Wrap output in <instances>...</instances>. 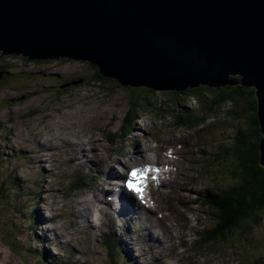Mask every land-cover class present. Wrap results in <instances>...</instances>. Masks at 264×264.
Returning <instances> with one entry per match:
<instances>
[{"label":"rangeland","instance_id":"obj_1","mask_svg":"<svg viewBox=\"0 0 264 264\" xmlns=\"http://www.w3.org/2000/svg\"><path fill=\"white\" fill-rule=\"evenodd\" d=\"M0 72L3 74L2 82H4L0 85V128H3V130L0 129V185H2L0 264H55L58 262L60 264H129L131 261H135L136 264L154 263L153 253L143 249L146 243L142 244L138 239H133L125 227L117 229L118 234L113 241L120 237L128 241L132 253H126L121 243L118 248L121 253L116 252L115 256H111L107 252L109 250L102 249L101 242L97 241L99 237H104L102 230L97 229L93 237L94 235H90L93 229L87 225L88 220L76 219L78 211L82 210L80 206L83 209L87 207L83 204L85 198H91L94 191L99 192L94 184L84 194V190L71 194L74 188L69 186V183L77 180L80 170H75L77 165L71 162V157L74 156V151L71 152L72 148H65L62 153L58 152L65 144L61 145L56 142L60 141L57 136L61 135L54 134V130L78 125L71 135L70 132L67 135L75 140L96 135L97 138L104 140L102 143L106 145L104 142L109 140L111 135L115 134L116 138L120 137L121 126L123 122H127V119L124 120L125 116L132 108L130 105L141 103L140 110L143 113L138 108L136 110L137 115L141 114V124H137L135 128L133 125H128L125 133L132 139L129 143L132 142L133 145L140 143L147 147L150 139L145 134L150 135L151 132L160 134L163 138L171 131L168 137L171 139L170 142H175L174 134L189 138V133L176 129L174 123L186 120L185 113L188 111L195 114L199 112L202 115L203 107L201 108L198 101L189 99L186 95L176 99L166 91H158V102L146 105L143 101L140 102V96L149 95L147 92L141 90L130 93L128 87L123 85L122 89L117 90L115 83L111 80L95 82L92 77L96 76L97 71L86 62H66L63 59L44 62L26 61L22 60V57L15 58L2 55L0 52ZM76 80L81 83L76 86H67L69 82ZM184 98L190 101L182 103ZM206 98L209 99L208 95ZM168 104L180 105L181 109H179L183 111V115L179 118L178 114L181 112L176 111L177 118L171 119L170 115L173 113ZM233 105L236 109L245 108L244 103ZM237 112L239 111L232 109L230 104L218 108L217 114H215L216 110L212 111L211 114L214 115L206 117L210 119L203 123L201 128L192 130V143L195 140L200 143V136L206 133L209 135L207 141L214 143V147L208 149L211 153L231 144L240 130L249 128V114ZM138 134L144 136L134 140L138 138ZM51 140L55 141L53 143L55 147L50 143ZM40 143L43 144L40 146ZM23 148H26L24 151L27 155L22 154ZM166 148L169 146L166 145ZM13 149L20 151L21 161H13L19 156L15 150L11 155ZM41 149L43 152H40ZM100 150L106 153V146L100 147ZM111 150L108 151L110 155ZM42 153H45L50 161H55L52 166L49 162L42 164L45 160ZM121 153L122 150L118 151L117 155ZM232 161L231 157L219 162V169L209 171L207 184L210 182V176L214 177L213 174L217 173L219 174V185H232L236 181L231 173ZM44 167L52 169L50 170L52 173L46 179L45 174L49 172ZM193 167L197 169L199 165L195 164ZM73 173L76 174L75 179L72 177ZM196 179L197 183L203 184L200 178ZM179 185L180 188L172 199L168 197L165 199V203L169 205H161L170 207L174 217L177 216L184 220L188 214L192 219H201L206 228L212 229L214 220L209 216L210 210L206 201L198 197L193 187H187L185 183ZM211 186L214 188L213 185ZM189 191L193 193H187ZM196 200L198 204H195ZM175 205H187L189 210L182 213ZM86 214L87 211L84 213L85 217ZM261 216L263 219L257 220L256 225L250 223V226L255 229L236 227L227 231V237L224 239L220 238L217 242L208 245L200 244L201 247H206V251H201V254H204L202 256L205 260H209V264H219L216 262L220 258L230 256L237 250L241 251V258L247 255L246 261L241 259L242 264H252L256 255L259 258L255 259V263L264 264V213ZM73 219L76 220L73 221ZM172 224L175 225V223ZM245 230L247 231L243 233L242 231ZM192 234H195V231ZM193 238L196 242L198 241L196 236ZM82 240L84 242H81ZM69 243L78 248L77 252L80 256L77 255V258H80V261L67 255L72 251V248L69 249ZM195 243L188 249L196 250ZM110 246L113 247L116 244L111 243ZM63 248H68L67 253H63ZM170 253L168 251L165 254L166 257L171 258ZM250 254L254 257L250 258ZM45 257H56L58 260H55V263L53 260L48 263ZM119 257L123 261L118 259ZM159 257L161 256L157 252V264H159ZM200 260L203 261V259ZM200 260L198 262L204 264ZM168 264H180V262L175 259L169 261Z\"/></svg>","mask_w":264,"mask_h":264},{"label":"water","instance_id":"obj_2","mask_svg":"<svg viewBox=\"0 0 264 264\" xmlns=\"http://www.w3.org/2000/svg\"><path fill=\"white\" fill-rule=\"evenodd\" d=\"M0 51L87 62L157 92L222 88L240 76L257 90L264 134V0H0Z\"/></svg>","mask_w":264,"mask_h":264},{"label":"trees","instance_id":"obj_3","mask_svg":"<svg viewBox=\"0 0 264 264\" xmlns=\"http://www.w3.org/2000/svg\"><path fill=\"white\" fill-rule=\"evenodd\" d=\"M64 61L67 62L69 60L64 59ZM92 67L97 71L96 76L92 77L95 82L111 80L115 83L117 90L122 89V85L117 80L103 77L98 68L93 65ZM230 80L235 84L227 85L222 88L201 86L196 89L190 88L184 92H168L176 99L180 98L182 95H186L189 99L198 101L201 108L203 107L202 115H200L199 112L195 114L187 110L188 113H185L186 120L176 122L175 124V126L179 128H192L194 123L198 120H203L208 116L214 115L211 114L212 111L216 110L217 113V109L225 104H231L230 106L232 109L239 111L237 113L245 112L249 114V128L247 130H240L237 137H235V141L220 149L219 155L215 156V158L219 159L221 162L231 157L233 158L232 163L234 164L232 165L233 170H231V173L232 176L237 179L232 185L221 188L219 193L212 198L211 202H208L213 212L212 217L215 219L214 228L209 232L210 236L216 237L236 227H248L251 225L250 223H256L259 217H261V214L264 213V168L260 164V142L264 136L260 132L256 89L239 85L238 83L241 81L240 76L230 77ZM76 82L81 81H72L67 85L76 86L74 85ZM3 83L4 82L0 81V85ZM127 87L130 93H132V91L139 92L141 90L147 92L149 95L145 97L143 95L140 96V102L143 101L146 105L156 103L159 100V98H157V91L147 87ZM109 94H111V92ZM206 95H208L209 99L206 98ZM187 101L190 100L184 98L182 103ZM160 102L163 104L161 100ZM239 103H244L245 108L236 109L233 104L239 105ZM130 106L132 110H130L128 116L126 115L127 117L124 119H127L126 123H128V125L130 122L134 123L137 121L138 115L136 110L138 108L140 111L142 105L140 103L139 105L135 104ZM168 106L172 108L171 111L173 113L170 117L177 118L175 114L176 111L181 112L178 114L179 118L183 115V111H180V105L176 104L173 106L172 104H168ZM234 169L237 172L234 171ZM0 192L1 197L2 185L0 187Z\"/></svg>","mask_w":264,"mask_h":264},{"label":"bare ground","instance_id":"obj_4","mask_svg":"<svg viewBox=\"0 0 264 264\" xmlns=\"http://www.w3.org/2000/svg\"><path fill=\"white\" fill-rule=\"evenodd\" d=\"M1 52V54L2 55H7V54H5V53H3L2 51H0ZM9 56H13V55H9ZM15 57H21V56H15ZM22 59H26V60H29L28 58H26V57H22ZM30 61H38V62H43V61H46V60H30ZM3 74L0 72V81H2L3 79ZM231 105V104H230ZM94 137V136H93ZM57 138H60V141L61 140H63L64 142H68V144L67 145H70V146H75L76 147V150H79V151H81V152H87V149L86 148H88L89 146H91L92 147V142H86V141H81V142H79V141H77V140H75V139H73L71 136H68V137H62V136H57ZM86 139V138H85ZM90 139V138H89ZM61 145H64V144H61ZM66 146V145H65ZM73 146V147H74ZM92 148H94V147H92ZM92 157H93V155H92ZM101 160H103V159H101ZM102 164L103 165H106V163L104 162V161H102ZM99 166H101L100 164H98V163H96L95 165H94V167H99ZM111 166V165H110ZM124 168L128 171L129 169L126 167V165L124 164ZM107 172H108V170H106ZM97 172V171H96ZM138 177H139V175H138ZM112 178V177H111ZM111 178L109 179V181L107 182V181H105V183L107 184V185H109L110 184V186H108V188L106 189V190H104V193L106 194V193H108L109 192V190L111 189V186H112V180H111ZM139 182L141 181V179L139 178V179H137ZM0 187H1V185H0ZM1 193V192H0ZM115 202H117V199H115ZM118 204H119V207H120V209H121V207H123V205H122V203L121 202H119V200H118ZM89 207H91L90 206V204H89ZM80 209H83L82 208V206H80ZM87 216H86V219L87 220H89V218H90V216H91V214H90V212H92V210H88L87 209ZM121 212L123 213V210H121ZM136 218V217H135ZM98 240V239H97ZM81 242H84L83 240L81 241ZM124 247V249H126V246H123ZM128 251H130L129 250V248H128ZM130 252H132V251H130ZM127 253V252H126ZM58 264H60L59 262H58Z\"/></svg>","mask_w":264,"mask_h":264},{"label":"snow or ice","instance_id":"obj_5","mask_svg":"<svg viewBox=\"0 0 264 264\" xmlns=\"http://www.w3.org/2000/svg\"><path fill=\"white\" fill-rule=\"evenodd\" d=\"M139 172H140L139 169H135V170H133V171L130 173V176L139 179V178H140V177H138V173H139ZM128 186H129V187L136 188L137 191L140 190V189L137 187V185H134V184L132 183L131 180H129V182H128Z\"/></svg>","mask_w":264,"mask_h":264},{"label":"clouds","instance_id":"obj_6","mask_svg":"<svg viewBox=\"0 0 264 264\" xmlns=\"http://www.w3.org/2000/svg\"><path fill=\"white\" fill-rule=\"evenodd\" d=\"M60 60H62V59H60ZM64 60V59H63ZM54 61H57V60H54ZM70 61V60H69ZM87 63V62H86ZM90 64V63H89ZM68 86V85H67Z\"/></svg>","mask_w":264,"mask_h":264}]
</instances>
